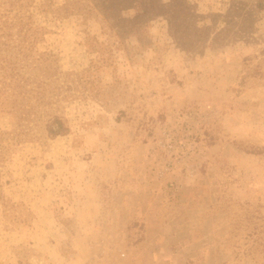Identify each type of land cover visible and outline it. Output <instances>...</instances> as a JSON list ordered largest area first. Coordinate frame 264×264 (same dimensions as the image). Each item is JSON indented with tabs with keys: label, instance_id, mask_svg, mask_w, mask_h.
<instances>
[{
	"label": "rangeland",
	"instance_id": "obj_1",
	"mask_svg": "<svg viewBox=\"0 0 264 264\" xmlns=\"http://www.w3.org/2000/svg\"><path fill=\"white\" fill-rule=\"evenodd\" d=\"M187 1L224 27L231 0ZM35 16L50 89L0 116V264H264V14L193 45L153 16L128 49L96 11Z\"/></svg>",
	"mask_w": 264,
	"mask_h": 264
},
{
	"label": "trees",
	"instance_id": "obj_2",
	"mask_svg": "<svg viewBox=\"0 0 264 264\" xmlns=\"http://www.w3.org/2000/svg\"><path fill=\"white\" fill-rule=\"evenodd\" d=\"M187 0H65L54 7L53 0H0V116L11 115L20 121H29L37 113L35 102H45L49 83L45 79L51 70L50 57L39 51L37 42L48 27L38 22L35 11L60 18L72 14L103 16L106 27L116 32L125 49L132 44L130 37H146L153 16H165L175 33H179L185 45L205 42L213 26H198L200 15ZM264 14V0H231L222 16L225 25L216 30L210 43L230 38L250 37L257 30V23ZM172 22H174L172 24ZM96 42L103 45L99 40ZM127 44V45H126ZM95 51H100L96 49ZM44 127L49 136L56 137L69 132V126L59 115L49 118ZM260 154L262 148L246 149ZM5 202V203H4ZM5 210L8 205L3 201Z\"/></svg>",
	"mask_w": 264,
	"mask_h": 264
}]
</instances>
